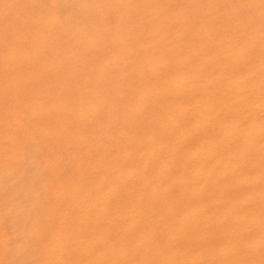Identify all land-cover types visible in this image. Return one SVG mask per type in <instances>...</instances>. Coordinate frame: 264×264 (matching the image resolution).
<instances>
[{
    "label": "bare ground",
    "instance_id": "6f19581e",
    "mask_svg": "<svg viewBox=\"0 0 264 264\" xmlns=\"http://www.w3.org/2000/svg\"><path fill=\"white\" fill-rule=\"evenodd\" d=\"M244 5L0 0V264H264Z\"/></svg>",
    "mask_w": 264,
    "mask_h": 264
},
{
    "label": "rangeland",
    "instance_id": "374dc122",
    "mask_svg": "<svg viewBox=\"0 0 264 264\" xmlns=\"http://www.w3.org/2000/svg\"><path fill=\"white\" fill-rule=\"evenodd\" d=\"M242 11L244 38L247 42L245 62L257 68L256 75L248 79V84H252L259 95L257 101L259 116L254 133L264 135V115H262L264 114V0H245ZM257 125L259 129L256 128Z\"/></svg>",
    "mask_w": 264,
    "mask_h": 264
}]
</instances>
